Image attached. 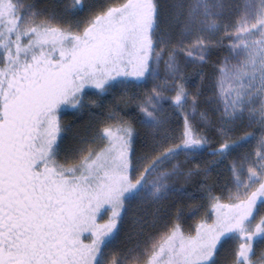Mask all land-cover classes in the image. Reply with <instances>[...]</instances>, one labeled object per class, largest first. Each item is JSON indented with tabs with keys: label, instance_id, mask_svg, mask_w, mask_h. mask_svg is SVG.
Returning <instances> with one entry per match:
<instances>
[{
	"label": "snow or ice",
	"instance_id": "snow-or-ice-1",
	"mask_svg": "<svg viewBox=\"0 0 264 264\" xmlns=\"http://www.w3.org/2000/svg\"><path fill=\"white\" fill-rule=\"evenodd\" d=\"M0 264H264V0H0Z\"/></svg>",
	"mask_w": 264,
	"mask_h": 264
},
{
	"label": "trees",
	"instance_id": "trees-1",
	"mask_svg": "<svg viewBox=\"0 0 264 264\" xmlns=\"http://www.w3.org/2000/svg\"><path fill=\"white\" fill-rule=\"evenodd\" d=\"M73 113L72 114H68L65 116V119H66V122L68 123L69 121L73 120ZM107 220V216L105 215L103 219H99L98 220V223H103L104 221L106 222ZM87 235V234H85ZM89 241L88 240H85V243H88Z\"/></svg>",
	"mask_w": 264,
	"mask_h": 264
},
{
	"label": "flooded vegetation",
	"instance_id": "flooded-vegetation-1",
	"mask_svg": "<svg viewBox=\"0 0 264 264\" xmlns=\"http://www.w3.org/2000/svg\"><path fill=\"white\" fill-rule=\"evenodd\" d=\"M68 114H72V110L66 109V110L64 111V113L62 114V119H63V120H66V119H65V116L68 115Z\"/></svg>",
	"mask_w": 264,
	"mask_h": 264
},
{
	"label": "rangeland",
	"instance_id": "rangeland-1",
	"mask_svg": "<svg viewBox=\"0 0 264 264\" xmlns=\"http://www.w3.org/2000/svg\"><path fill=\"white\" fill-rule=\"evenodd\" d=\"M69 110H71V109L69 108ZM63 121H64L65 123H67L66 120H63ZM106 216H107V215H106ZM103 223H105V221H104ZM103 223H100V224H103Z\"/></svg>",
	"mask_w": 264,
	"mask_h": 264
}]
</instances>
